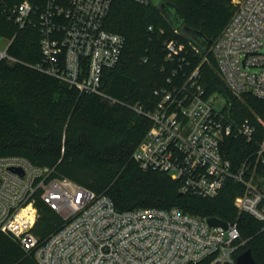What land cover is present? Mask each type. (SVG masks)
I'll return each instance as SVG.
<instances>
[{
  "label": "built area",
  "instance_id": "built-area-1",
  "mask_svg": "<svg viewBox=\"0 0 264 264\" xmlns=\"http://www.w3.org/2000/svg\"><path fill=\"white\" fill-rule=\"evenodd\" d=\"M112 2L0 0V13L18 30L39 32L41 61L35 68L80 94L116 103L101 89L103 71L119 62L125 45L123 35L104 26ZM232 3L233 14L209 50L232 94L264 100V0ZM13 38L0 50V61L16 60L8 54ZM163 50L168 61L186 51L172 38L163 41ZM198 69L181 83L169 79L156 89L153 109L128 105L151 122L132 158L142 170L168 174L182 193L213 198L229 179L235 181L243 188L234 199L237 211L258 220L264 230V141L231 169L221 139L232 134L251 142L255 128L248 119L234 124L213 106L198 81ZM52 173L21 156H0V233L32 253L37 264H238L236 257L245 250L249 238L241 236L237 222L211 227L207 218L177 207L120 211L108 195ZM38 198L63 219L42 241L32 231Z\"/></svg>",
  "mask_w": 264,
  "mask_h": 264
},
{
  "label": "trees",
  "instance_id": "trees-1",
  "mask_svg": "<svg viewBox=\"0 0 264 264\" xmlns=\"http://www.w3.org/2000/svg\"><path fill=\"white\" fill-rule=\"evenodd\" d=\"M166 1L175 5L182 24L200 30L212 41L234 11L231 0ZM117 22L125 27L120 31L125 45L119 62L105 69L101 79L102 91L118 101L109 103L97 94H80L75 87L35 68L33 65L41 61L39 32L29 27L18 30L0 13V34L8 39L14 37L8 54L16 59L0 61V76L13 79L26 98L27 107L57 120L75 117L119 134L117 139L100 142L81 128H70L62 136L48 122L20 113L15 104L0 97V156L24 157L36 166L52 170L53 176L67 178L97 194H106L120 211L177 207L200 218L237 222L241 236L249 238L244 249L251 251L256 264H264L261 223L249 214L239 213L234 205L235 197L243 190L241 185L229 179L217 196L201 197L182 193L179 183L166 173L140 169L132 154L151 122L128 107L138 104L145 110L153 109L158 100L154 94L156 89L166 86L169 79L183 82L198 67V81L205 97L221 96L224 99V106L219 109L221 113L234 124L248 119L255 128L251 142L246 143L232 134L221 139V153L229 160L231 169L236 170L255 150L256 143L264 141V125L251 117L254 113L264 120V100L250 93L240 95L245 97L240 100L232 94L219 76L209 48L202 55L200 50L195 53L190 46L174 60H165L163 41L171 38L175 29L152 0L147 4L113 0L104 26L112 31ZM178 31L188 43L192 42L187 34ZM209 56L213 64L208 62ZM35 205L38 217L32 231L42 241L62 226L63 219L39 198ZM0 264L37 262L33 254L23 250L12 237L0 233Z\"/></svg>",
  "mask_w": 264,
  "mask_h": 264
},
{
  "label": "rangeland",
  "instance_id": "rangeland-1",
  "mask_svg": "<svg viewBox=\"0 0 264 264\" xmlns=\"http://www.w3.org/2000/svg\"><path fill=\"white\" fill-rule=\"evenodd\" d=\"M231 4L234 8V5L231 0ZM114 10V9H112ZM112 10L110 12V15L112 14ZM119 13L118 11H115ZM163 16V15H162ZM110 17V16H109ZM164 17V16H163ZM116 19L119 18L118 16L115 17ZM114 19V18H113ZM122 27L125 29L123 24H120L117 22L116 28H111L112 31L120 33L122 30ZM122 32V31H121ZM171 38L176 39L178 42L182 43L185 47V49L189 48L190 45L185 39L183 35L180 34L179 31H172L171 32ZM183 36V37H182ZM170 39V38H168ZM9 40L6 36L0 34V50H3L5 46L7 45ZM208 53H210V50H208ZM164 59L166 60L165 56ZM164 60V61H165ZM208 62L210 64H213V58L208 57ZM40 61H37L39 63ZM120 67V66H118ZM163 69V67H161ZM216 70V69H215ZM0 97L15 104L17 108L19 109L20 113H29L32 115H35L42 120L48 122L51 124V126L58 131V133L62 134L64 136L66 134L67 129L70 128H81L82 130L88 132L89 135H91L94 139L100 141V142H106L109 140L117 139L119 137V134L115 131H109L105 130L103 128H97L94 126H91L90 124L83 122L75 117H69L67 120H57L54 117L45 115L41 112H37L34 110H31L26 105V98L19 92L17 84L13 81V79L9 76H0ZM240 100H245V97L238 96ZM212 104L216 109H221L224 106V99L221 96L213 97ZM251 117L256 121L264 125V120L262 117L252 113Z\"/></svg>",
  "mask_w": 264,
  "mask_h": 264
},
{
  "label": "water",
  "instance_id": "water-1",
  "mask_svg": "<svg viewBox=\"0 0 264 264\" xmlns=\"http://www.w3.org/2000/svg\"><path fill=\"white\" fill-rule=\"evenodd\" d=\"M152 1L160 9V11L168 18L174 29L175 30L179 29L181 32L187 34L191 38L195 46L198 48V50L201 51V54L204 55L205 52L208 50L212 40L208 39L200 30H194L189 28L187 25L182 24V20L178 16L175 5L171 4L169 1L166 0H152ZM206 221L211 227L222 226L223 228H225L227 225L225 221L216 217L207 218ZM236 261L238 264H256L249 249H245L242 253H240L236 257Z\"/></svg>",
  "mask_w": 264,
  "mask_h": 264
}]
</instances>
